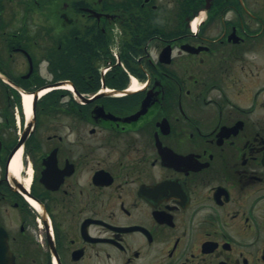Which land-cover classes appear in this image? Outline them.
I'll list each match as a JSON object with an SVG mask.
<instances>
[{
    "label": "flooded vegetation",
    "instance_id": "obj_1",
    "mask_svg": "<svg viewBox=\"0 0 264 264\" xmlns=\"http://www.w3.org/2000/svg\"><path fill=\"white\" fill-rule=\"evenodd\" d=\"M0 264H264V0H0Z\"/></svg>",
    "mask_w": 264,
    "mask_h": 264
},
{
    "label": "bare ground",
    "instance_id": "obj_2",
    "mask_svg": "<svg viewBox=\"0 0 264 264\" xmlns=\"http://www.w3.org/2000/svg\"><path fill=\"white\" fill-rule=\"evenodd\" d=\"M27 101L29 102V101H30V99H29V98H27Z\"/></svg>",
    "mask_w": 264,
    "mask_h": 264
}]
</instances>
